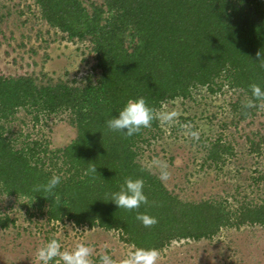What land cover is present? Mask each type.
I'll return each mask as SVG.
<instances>
[{"label": "trees", "instance_id": "trees-1", "mask_svg": "<svg viewBox=\"0 0 264 264\" xmlns=\"http://www.w3.org/2000/svg\"><path fill=\"white\" fill-rule=\"evenodd\" d=\"M36 4L51 28L70 41L92 44L93 69L99 76L69 83L0 74V197L26 200L25 205L49 223L118 231L135 249L159 252L174 241L212 239L223 228L264 227V199L237 209L226 201H182L138 162L140 144L146 143L147 132L158 129L159 121L131 137L105 123L118 116L129 99L141 96L157 110L168 101L191 98L195 89L215 93L222 85L253 99L250 85L264 88V67L257 56H264V0ZM251 110L242 107L241 118ZM22 111L34 126H47L52 117L66 115L76 138L57 150L49 149V140H29L30 135L19 144L21 136L14 137L12 123ZM227 151L216 142L208 159L217 162ZM89 163L95 164L96 173L86 174ZM53 174H62V182L55 197H44L35 188ZM127 178L144 180L148 203L139 209H119L110 201ZM138 212L156 217L157 223L144 226L136 219ZM15 221L0 206V229H9Z\"/></svg>", "mask_w": 264, "mask_h": 264}, {"label": "rangeland", "instance_id": "rangeland-1", "mask_svg": "<svg viewBox=\"0 0 264 264\" xmlns=\"http://www.w3.org/2000/svg\"><path fill=\"white\" fill-rule=\"evenodd\" d=\"M83 1L88 5L102 0ZM92 48L89 41H70L51 28L42 19L36 0H0V74L33 76L42 82H81L87 76L97 79ZM248 100L241 90L222 85L215 93L199 88L191 98L168 101L161 109L178 111L177 122H159L158 129L146 133L148 139L140 144L138 162L144 166L154 158L165 161L170 178L163 183L182 201H226L232 209L244 202L261 203L264 106L251 108L243 119L240 112ZM237 103L240 106L235 110ZM12 129L14 137L21 136L19 144L30 135L29 140H49L50 150L67 146L77 135L66 115L52 117L47 126H34L23 111ZM190 131H198L199 139L186 134ZM216 142L229 149L217 162L208 159ZM152 173L159 176L158 171ZM11 200L0 197L2 209L16 220L9 229H0V264H39L36 249L53 237L67 250L79 243L89 245L93 264H98L104 252H110L120 264L135 250L118 231L79 227L71 222L49 223L45 216L28 208L26 200ZM157 264H264V227H228L212 239L174 241L160 251Z\"/></svg>", "mask_w": 264, "mask_h": 264}, {"label": "clouds", "instance_id": "clouds-1", "mask_svg": "<svg viewBox=\"0 0 264 264\" xmlns=\"http://www.w3.org/2000/svg\"><path fill=\"white\" fill-rule=\"evenodd\" d=\"M260 57L259 64L264 67V56L257 53ZM251 94L253 99H249L243 105L244 109H251L264 104V88L259 84H251ZM118 116L105 121L108 129L114 132H120L131 137L139 133L142 128H148L152 122L159 121L161 125H172L177 122L179 112L176 110H157L150 106L144 97L129 99L124 107L119 110ZM194 139H199L198 131L186 133ZM148 172L158 171V179L166 182L170 178L168 165L160 159H153L150 163L143 166ZM97 167L94 163H89L86 174H94ZM62 182V174H53L45 183L36 186L37 192L44 193V197L56 196V189ZM145 184L142 178H127L119 191L110 194V201L114 202L119 209L136 210L142 204L148 203V197L144 191ZM136 219L144 226L150 227L157 223L154 216L147 213H137ZM36 260L39 264H93L92 248L85 244L79 243L73 249H63L60 241L53 237L42 246L38 247L35 252ZM160 252L156 248H136L130 252L120 264H157ZM98 264H117L110 252H104L99 256Z\"/></svg>", "mask_w": 264, "mask_h": 264}]
</instances>
